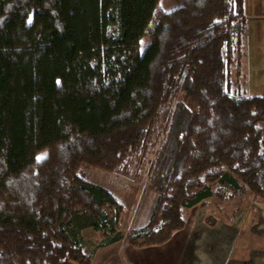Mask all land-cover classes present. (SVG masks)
<instances>
[{
    "label": "snow or ice",
    "instance_id": "obj_1",
    "mask_svg": "<svg viewBox=\"0 0 264 264\" xmlns=\"http://www.w3.org/2000/svg\"><path fill=\"white\" fill-rule=\"evenodd\" d=\"M29 22H31V17H29ZM38 160L43 159V157H38Z\"/></svg>",
    "mask_w": 264,
    "mask_h": 264
}]
</instances>
